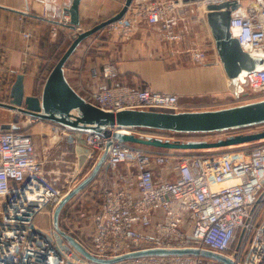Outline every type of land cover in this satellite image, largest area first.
Wrapping results in <instances>:
<instances>
[{"label": "built area", "instance_id": "built-area-1", "mask_svg": "<svg viewBox=\"0 0 264 264\" xmlns=\"http://www.w3.org/2000/svg\"><path fill=\"white\" fill-rule=\"evenodd\" d=\"M224 1L238 3L231 10V34L244 50L264 56V0H132L123 16L103 30L111 36L130 37L140 25H158L164 39L178 42L190 32V18L207 17L208 4ZM191 8L198 13L191 14ZM61 21L70 23V15L65 13ZM72 30L71 40L84 28L78 25ZM188 51L194 63L206 60L203 47H189ZM99 70L111 80L89 84L82 95L104 110H183L178 93L121 83L116 80L118 67L112 62L101 68L95 64L92 76L97 77ZM241 79L249 90L264 92V65L243 71L239 84ZM48 122L51 136L41 156L37 153L40 140L32 133L0 128V264H225L194 254H144L98 261L81 254L54 227V236H47L37 227L38 217L50 215L53 225L57 204L77 184L73 179L80 170L95 163L108 139L101 132ZM112 129L183 140H213L249 130ZM182 133L204 135L184 138ZM112 138L93 183L99 197L92 200L89 211L93 216L89 246L76 236L91 253L112 258L146 248L198 247L223 253L235 264H264V140L209 152ZM65 144L72 147L71 151L64 148ZM83 150L87 155H82ZM165 166L176 176L158 180L155 170Z\"/></svg>", "mask_w": 264, "mask_h": 264}, {"label": "crops", "instance_id": "crops-1", "mask_svg": "<svg viewBox=\"0 0 264 264\" xmlns=\"http://www.w3.org/2000/svg\"><path fill=\"white\" fill-rule=\"evenodd\" d=\"M102 1L105 0L80 1V25L84 29L109 17L104 12L96 13ZM71 3L72 0H0V74L8 72L11 77L6 81L11 86L15 79L9 71L19 70L24 74L26 94L41 93L44 80L42 83L36 73L44 51L52 48L55 55L71 42L73 30L69 23L61 21L65 13L69 14L65 7ZM101 32L103 29L87 38L65 66L68 80L81 94L91 83L111 80L103 77L100 70L97 77L92 76L95 64L101 68L107 62L116 64V80L121 83L178 93L183 110L230 106L232 95L242 88L227 75L215 44L210 46L204 62L194 63L189 46L164 39L158 25H140L130 37ZM26 33L31 35L27 37ZM42 150L37 149L39 156ZM87 153L82 151L83 156ZM155 176L163 180L176 175L165 166L157 168Z\"/></svg>", "mask_w": 264, "mask_h": 264}, {"label": "water", "instance_id": "water-1", "mask_svg": "<svg viewBox=\"0 0 264 264\" xmlns=\"http://www.w3.org/2000/svg\"><path fill=\"white\" fill-rule=\"evenodd\" d=\"M80 1L72 0V3L65 7V11L70 14L69 25L72 29L80 25ZM131 1L125 0L121 9L112 16L73 34L70 44L48 72L40 94H26L24 74L19 73L11 86L10 101H0V106L31 117L54 121L72 129L101 132L108 138L105 149L93 164L90 172L62 197L53 212L55 229L85 257L109 262L144 254H194L215 258L225 264H235L230 257L223 253L198 247L146 248L112 258H104L91 253L75 235L60 223V215L66 203L85 189L99 173L112 145V137L137 144L186 150L230 147L264 140V129L224 135L213 140L162 139L112 129L113 126H139L177 132H211L264 123V98L215 109L180 111L122 109L115 112L104 110L91 103L76 90L65 73L67 62L87 38L102 30L109 22L121 18ZM237 4L236 1L210 3L208 4L207 19L224 69L227 75L238 83V78L243 71L264 65V56L244 50L238 38L231 34V10ZM0 128L17 129L19 125L16 122H0Z\"/></svg>", "mask_w": 264, "mask_h": 264}, {"label": "rangeland", "instance_id": "rangeland-1", "mask_svg": "<svg viewBox=\"0 0 264 264\" xmlns=\"http://www.w3.org/2000/svg\"><path fill=\"white\" fill-rule=\"evenodd\" d=\"M125 0H105L100 3L99 11L96 13H103L106 16H111L115 12L121 9L123 6ZM191 14L192 13H198V10L196 8L190 9ZM188 27L190 28V32L185 34L182 41L189 47L193 46H200L206 49L207 52L210 50V46H214L215 41L214 37L211 32L210 25L208 23L207 17L203 16L201 19L199 18H190L189 21H187ZM107 34L103 30L101 32ZM108 35V34H107ZM216 48V46H214ZM214 48V49H215ZM65 51L62 50L58 52L55 55H52V48L46 49L44 51L43 56L41 57L40 63L38 65V71L36 73V76H38L43 83V80H45L48 72L51 70L52 66L56 63V61L59 59V57L62 55V53ZM8 73V72H7ZM7 73L0 74V99L9 102L10 101V95H8L5 91V88H8L9 94L11 90L10 82H7L6 79L8 77ZM11 75L16 79L17 75L19 73H22V71L16 70V71H9ZM11 76L9 75L8 78ZM242 88L237 92L236 94L232 95L233 100L230 102V106L237 105L241 103H246L249 101L258 100L264 97V92H256L253 90H249V87L242 83V79L240 80ZM8 83V87H5ZM41 83V84H42ZM10 85V86H9ZM5 87V88H4ZM40 88V87H39ZM248 92V94L244 95L243 93ZM0 122H16L19 125V129L25 132H30L36 138H39L40 143H38L37 148L43 149L44 146H47L49 139H50V125L48 120H43L40 118L31 117L30 115L23 114L21 112H18L16 110L1 107L0 106ZM264 129V123L254 125L251 130L253 131H260ZM48 133V134H47ZM204 135L203 133L200 134H188V133H182L181 136L184 138H194L197 136ZM248 145H251L253 143H246ZM240 145L236 146H230V147H222V148H212V149H205L209 152H221L225 151L229 148H236ZM64 148H67L71 151L72 147L70 145L65 144ZM71 156V155H70ZM93 166V163L86 164L81 170L80 166H78L76 171L80 172L75 176L73 179V182L78 183L81 181L91 170ZM75 171V172H76ZM97 177V176H96ZM95 179L81 192L73 196L64 206L61 215H60V223L61 225L69 230L73 235L81 238V241L86 245L89 246V238L88 236L93 231V216L90 214L89 211H92V200H97L99 195L93 191V183L96 180ZM93 191V196L90 195V192ZM90 199V200H89ZM2 198H0V209L2 207ZM37 227L42 230L47 236L53 237V227L52 225V218L50 215H41L38 217L37 221ZM55 229V227H54ZM56 230V229H55ZM57 231V230H56ZM58 232V231H57ZM59 235H61L58 232ZM84 245V246H85ZM91 245V244H90Z\"/></svg>", "mask_w": 264, "mask_h": 264}, {"label": "trees", "instance_id": "trees-1", "mask_svg": "<svg viewBox=\"0 0 264 264\" xmlns=\"http://www.w3.org/2000/svg\"><path fill=\"white\" fill-rule=\"evenodd\" d=\"M119 11V10H118ZM116 13V12H115ZM113 15V14H112ZM111 15V16H112ZM110 17V16H109ZM107 18V17H106ZM263 124V123H262ZM254 125H258V124H253V125H245V126H240V127H244V128H246V129H249V130H247V131H245V132H242V133H248V132H253V130H251L252 129V127L254 126ZM17 130H19L20 131V129L18 128ZM254 142H257V141H252V142H249V143H254Z\"/></svg>", "mask_w": 264, "mask_h": 264}]
</instances>
